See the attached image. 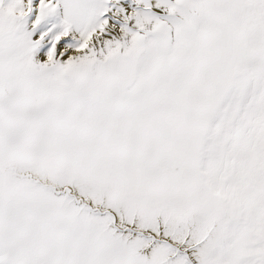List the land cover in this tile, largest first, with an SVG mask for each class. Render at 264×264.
I'll use <instances>...</instances> for the list:
<instances>
[{
  "label": "snow or ice",
  "instance_id": "snow-or-ice-1",
  "mask_svg": "<svg viewBox=\"0 0 264 264\" xmlns=\"http://www.w3.org/2000/svg\"><path fill=\"white\" fill-rule=\"evenodd\" d=\"M0 264H264V0H0Z\"/></svg>",
  "mask_w": 264,
  "mask_h": 264
}]
</instances>
